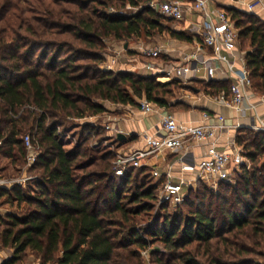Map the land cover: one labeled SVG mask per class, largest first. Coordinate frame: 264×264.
Segmentation results:
<instances>
[{
    "label": "trees",
    "instance_id": "1",
    "mask_svg": "<svg viewBox=\"0 0 264 264\" xmlns=\"http://www.w3.org/2000/svg\"><path fill=\"white\" fill-rule=\"evenodd\" d=\"M1 1L5 12L16 7L10 0ZM151 1L52 0V9L42 12L46 19L17 24L28 32L26 38L15 35L11 15L2 20L0 13V154L24 159L21 134L28 130L39 147L33 166L41 169L36 195L17 184L0 188V197L7 195L18 208L26 206L22 213L0 215V249L12 252L1 264H21L27 251L40 264H129L155 242L160 245L149 249L153 264H264V131L238 129L235 143L246 164L236 174V185L220 182L219 192L207 194L200 190L206 185L197 181L196 187L186 189L176 215L154 216L144 226L136 216L153 208L160 182L142 181L128 195L123 193L133 171L146 175L147 167L129 168L117 176L114 161L107 155L92 158L94 149L85 139L71 151L62 147L57 132L63 125L60 118L103 113L105 107L93 98L121 105H136L135 99L146 98L170 109L187 108L175 89L228 95L226 80L199 81L202 88H198L175 79L159 81L154 75L99 69L103 59L96 50L103 49L105 37L150 38L166 31L189 40L184 32L168 27L169 19L148 6ZM110 7L136 11L112 14ZM225 12L237 30V45L246 43L241 49L246 50L252 89L264 94V23L233 8ZM244 17L250 20L245 23ZM56 35H68L80 47L49 39ZM63 50L70 55L59 64ZM78 53L91 63H76ZM92 165L97 170H88ZM183 206L188 207L184 217ZM159 207L165 210L168 205Z\"/></svg>",
    "mask_w": 264,
    "mask_h": 264
},
{
    "label": "built area",
    "instance_id": "2",
    "mask_svg": "<svg viewBox=\"0 0 264 264\" xmlns=\"http://www.w3.org/2000/svg\"><path fill=\"white\" fill-rule=\"evenodd\" d=\"M148 6L172 21L182 20L185 10L200 13L202 22L191 24V30L197 34L199 43L195 50L182 54L178 63L170 66H164L156 61L165 52L162 46L141 47L139 53L146 61L138 67L131 64L132 66L129 65L122 70L149 76L154 75L157 76V79H175L183 85H191L192 80L200 79L199 71H202L201 79L206 82L211 80L217 70L216 63H219L230 79V86L228 95L221 92L217 98L226 106L243 112L242 104L250 97L252 81L245 61L240 59L237 63L236 58L232 56L233 51L237 48V30L227 14L224 11L212 9L209 0H153L149 2ZM122 51L123 48L115 51L103 68L107 70L119 66V56ZM139 106L140 111L144 114L156 109V105L146 98L139 100ZM202 117L207 120L209 115L203 113ZM216 127L218 125L187 124L176 119L172 113L164 111L159 117L157 133L152 136L144 135L141 149L117 154L114 161V173L121 176L125 170L144 166L152 158L183 149L189 142L212 140ZM106 128L109 131L112 130L110 125H107ZM253 129L264 131V125L254 126ZM117 133L115 131L114 135L117 136ZM34 144L27 135L24 145L25 160L29 166L35 163L38 156V145ZM234 158L236 159V155L219 149L216 142L211 141L207 144L201 159L196 163L199 174L194 178H175L169 170L163 173L160 170L152 169L151 174L154 180L160 182L157 194L160 204L172 206L181 204L185 199L186 189L193 187L197 181L208 182L209 185L229 182L232 173L240 169L239 162L236 164V168L238 166L239 169L232 166ZM185 167L190 166L186 165ZM6 184V181L0 178V188L7 187Z\"/></svg>",
    "mask_w": 264,
    "mask_h": 264
},
{
    "label": "crops",
    "instance_id": "3",
    "mask_svg": "<svg viewBox=\"0 0 264 264\" xmlns=\"http://www.w3.org/2000/svg\"><path fill=\"white\" fill-rule=\"evenodd\" d=\"M209 3L214 10L225 12L226 9L233 8L246 14L254 15L264 23V0H209ZM201 22L202 15L200 13L185 10L182 20H169L167 23L171 30L184 32L189 37V40H180L171 36H169L168 39L164 36L167 32L163 31L160 34L154 35V40L148 39L146 44L144 42L140 46L138 45L139 47H123L125 50L123 52L125 53L120 54V56L126 60V62L123 63V68L129 65L138 67L142 62L146 61V59L140 55L139 51L141 47H148L151 45H160L165 49L162 55L166 56H161L156 60L159 64L164 66L177 64L182 54L196 49L199 39L197 34L191 30V24H199ZM127 51H129L130 55H127ZM245 51L246 50H242L238 46L236 50L233 51L232 56L236 58L237 63L240 59L244 60ZM164 57L168 59L167 62H165ZM134 62H136V64ZM216 66V73L209 81L226 80L230 83V79L222 65L216 63ZM198 73L200 79L192 80V85L199 81L206 82L201 79L202 71ZM182 91L184 93L181 95L180 100L187 105V108L181 107V109H176V107H174L172 108L174 110L170 113H172L176 119L186 122L187 124L218 125V127L215 128L214 138L204 142H189L183 149L169 152L164 156L152 158L144 167H147L148 170L157 169L163 173L169 170L171 175L175 178H194L199 174L196 163H198L205 153L207 144L211 141H215L219 149H224L236 155L237 160L234 158L232 166L235 167V169H239L240 167L238 168V166L236 168L237 162H239L241 166L246 162V159L242 156L241 148L235 143V136L238 129L246 128L254 130V126L258 127L261 124L264 125V94L252 89L249 99L245 100L242 104L244 111L238 112L233 107L226 106L217 98L220 93L215 96H210L200 91ZM122 108L125 115L116 117L114 123L110 125L113 134L117 131V135L120 133L124 136V138L121 139L117 138L121 143L119 148L120 151H118L119 153L141 149L143 147L144 135H155L158 130V121L161 113L164 111L169 112L167 109L158 106H156L153 112L147 114L134 110L132 105L129 104L122 105ZM203 113L209 115L207 120L203 119ZM220 118L222 119L220 120ZM186 165L190 167L186 168ZM11 253L9 248L0 249V264L9 258ZM24 264H40V262L38 258L31 255Z\"/></svg>",
    "mask_w": 264,
    "mask_h": 264
},
{
    "label": "rangeland",
    "instance_id": "4",
    "mask_svg": "<svg viewBox=\"0 0 264 264\" xmlns=\"http://www.w3.org/2000/svg\"><path fill=\"white\" fill-rule=\"evenodd\" d=\"M10 1H12L14 5L16 4V7L8 9V12L7 10L5 12L2 9H0V13L1 12L3 13L1 14L3 15L2 20L8 19L9 16L11 15L9 22H11L10 23L11 25L16 26L15 35L18 37V34H19L22 37L26 38V36L29 35L28 32L23 30L24 29L23 26H21V28L17 27V24L20 21H24L27 19L32 20V18L33 19H39V18L46 19V17L44 16L42 12H43V9L51 8L50 2L52 0H10ZM156 1H162V0H156ZM0 2L2 1L0 0ZM60 5L61 7L69 8V5H67L66 3H62ZM95 7L97 8L98 11H100L101 6H99V4H96ZM134 11H136V8H131V7H125L120 10H114V7H110L108 9V12L112 14L119 13V12L128 14L129 12H134ZM249 20L250 19L247 17L243 18V21L245 23ZM164 36L169 39L168 33H165ZM49 39L51 40L56 39V40H61V41L65 40L68 42H72L74 45L77 44L78 47H80L78 42L72 41V38H70L68 35H62V36L56 35V36L50 37ZM148 39L154 40L153 36L150 38H147L143 34L138 38L131 37L129 39H122V40H116L112 37L103 38L102 39L103 44H104L103 49H100L99 51L96 50V53H98L103 59V61L99 64V69L103 71H113V72L123 71L122 70L124 69L123 63L126 62V60L123 59V57L121 56H119V63H120L119 66L114 67V69H107V70H105L103 67L109 61V59L115 54V51L122 49L125 44H127V47L136 48V46L139 47L144 42L146 44ZM245 44H246L245 42L242 43V45H240L239 43L237 46L240 48L241 46H243L245 48L246 47ZM80 49H83V48L81 47ZM123 51L125 50L123 49ZM123 51L122 53H125ZM127 52H128L127 55H130L129 51ZM37 53L38 51L36 52V54ZM50 53L51 52H48V55H50ZM67 55H70V54H68V52H65V50H63V52L60 53V57L58 58V63L60 64L62 59H66ZM161 56H166V55H161ZM167 61L168 59L165 58V62ZM76 63L78 64L80 63L81 65H89L91 61L85 55L78 53V58H77ZM134 63L136 64V62ZM158 80L166 81L164 79H158ZM194 86L198 88H202V85L198 83L194 84ZM174 92H175L176 97H181V95L184 93L183 91L178 90V89H175ZM93 101L103 104V106L105 107V111L97 115L86 113L85 116L81 118L69 117V116L63 119L60 118L62 120L63 125L57 128L59 140L61 141L62 147L64 150L71 151L74 148L76 143L85 139L86 145H89L90 147L94 149V151L91 152L92 158H99L102 155H107L108 159H111L110 161H115V159L117 158V154L119 153L118 151H120L119 148L121 146V143L117 139V136L113 134V131L107 130L106 126L112 125V123H114L115 121L114 119L116 117L124 116L125 112L123 111L121 104H114L112 102L102 100V99H97V98H93ZM135 101H136V105H132V107L134 108V110L140 111L139 99H135ZM176 109H181V107H176ZM167 110L171 112L174 109L170 108ZM49 122L50 121L47 120L45 122V125L46 123H49ZM21 135H22L23 145H24L25 137L29 135L28 130L23 131ZM34 145H37V143H35ZM38 152H39V147H38ZM88 170L93 171V170H97V168L95 167V165H92L88 168ZM134 173H136V169L133 171V175L131 176L130 183L125 187L126 191H124L123 195H128L129 193H131L133 190V187L135 185H139L142 181L143 182H148V181L154 182L155 181L152 174H150L149 170L146 175L145 174L134 175ZM237 173H240V169L237 172L236 171L233 172L230 177V181L225 182V183L236 185L235 180L237 178V175H236ZM40 174H41V169L33 165L31 166L27 165L25 158L19 159L18 157H16L14 160L13 158H6L0 154V178L6 181L7 189H9L11 185L17 184L20 187V189H22L23 191L29 192L31 195H36L38 193L37 181L41 177ZM200 183H204L206 185L205 188L201 187L200 190L203 189V191L207 192V194L208 192L210 193L219 192L220 188L218 184L209 185L208 182H203V181H201ZM196 185L197 183H195L193 187H196ZM157 194H158V191H157ZM159 205H160V202L157 196V200L153 204V208L150 211L141 213L138 216H136L137 223L141 226H144L154 216L159 215L162 219V216H164V214H168L171 217L176 215L177 213L176 206L168 205V207L165 210H161ZM193 207L194 205L191 206V208ZM25 208L26 206L23 203L18 208L16 202L13 199H9L7 195L0 197V215L1 216H4L6 213H10V212L19 214V213H22V210L23 209L25 210ZM180 211H181L182 217H184L188 214V207L183 206ZM154 245L156 246L160 244L158 242H155L152 245L147 246L145 249H142L141 252L139 253V257H137V259H131L129 264H153L151 262L152 259L149 256V249H151ZM31 255L36 257L30 251H27V254L25 255V258L23 259L21 264L26 263L28 261V258L31 257Z\"/></svg>",
    "mask_w": 264,
    "mask_h": 264
},
{
    "label": "water",
    "instance_id": "5",
    "mask_svg": "<svg viewBox=\"0 0 264 264\" xmlns=\"http://www.w3.org/2000/svg\"><path fill=\"white\" fill-rule=\"evenodd\" d=\"M124 47L127 48V44H125ZM194 92H197V90H194ZM117 138H118V139H121V138H124V136H123L122 134L119 133V134L117 135Z\"/></svg>",
    "mask_w": 264,
    "mask_h": 264
}]
</instances>
